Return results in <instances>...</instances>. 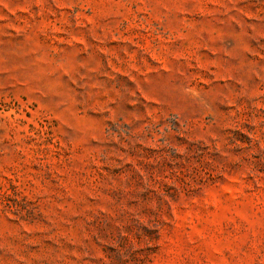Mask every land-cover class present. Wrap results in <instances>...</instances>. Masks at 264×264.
Wrapping results in <instances>:
<instances>
[{"label":"rangeland","instance_id":"374dc122","mask_svg":"<svg viewBox=\"0 0 264 264\" xmlns=\"http://www.w3.org/2000/svg\"><path fill=\"white\" fill-rule=\"evenodd\" d=\"M0 264H264V0H0Z\"/></svg>","mask_w":264,"mask_h":264}]
</instances>
